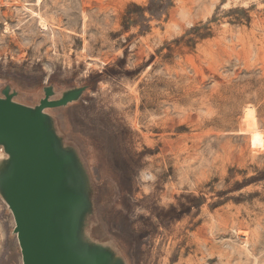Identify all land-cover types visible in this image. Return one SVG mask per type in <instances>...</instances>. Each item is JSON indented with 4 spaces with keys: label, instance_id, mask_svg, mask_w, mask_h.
<instances>
[{
    "label": "rangeland",
    "instance_id": "obj_1",
    "mask_svg": "<svg viewBox=\"0 0 264 264\" xmlns=\"http://www.w3.org/2000/svg\"><path fill=\"white\" fill-rule=\"evenodd\" d=\"M7 85L87 86L47 112L127 264H264V0H0ZM15 225L0 195V264H23Z\"/></svg>",
    "mask_w": 264,
    "mask_h": 264
},
{
    "label": "water",
    "instance_id": "obj_2",
    "mask_svg": "<svg viewBox=\"0 0 264 264\" xmlns=\"http://www.w3.org/2000/svg\"><path fill=\"white\" fill-rule=\"evenodd\" d=\"M35 106L0 94V195L13 213L23 264H127L110 243L90 236L94 190L86 163L47 110L79 101L87 86L56 97L45 86Z\"/></svg>",
    "mask_w": 264,
    "mask_h": 264
},
{
    "label": "bare ground",
    "instance_id": "obj_3",
    "mask_svg": "<svg viewBox=\"0 0 264 264\" xmlns=\"http://www.w3.org/2000/svg\"><path fill=\"white\" fill-rule=\"evenodd\" d=\"M246 112H247L246 114L254 117V110L251 107H248ZM253 129L256 131V133L253 135V139L255 140L256 143H261L262 138L259 135L261 133L259 131H257L258 128H257V125H256L255 118L253 120ZM4 155H5L4 151L0 150V157H3Z\"/></svg>",
    "mask_w": 264,
    "mask_h": 264
},
{
    "label": "trees",
    "instance_id": "obj_4",
    "mask_svg": "<svg viewBox=\"0 0 264 264\" xmlns=\"http://www.w3.org/2000/svg\"><path fill=\"white\" fill-rule=\"evenodd\" d=\"M152 2V1H151Z\"/></svg>",
    "mask_w": 264,
    "mask_h": 264
}]
</instances>
